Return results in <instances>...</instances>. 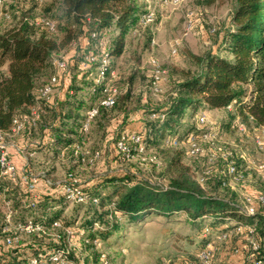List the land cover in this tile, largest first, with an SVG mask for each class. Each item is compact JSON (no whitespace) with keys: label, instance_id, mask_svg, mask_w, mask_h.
Segmentation results:
<instances>
[{"label":"trees","instance_id":"1","mask_svg":"<svg viewBox=\"0 0 264 264\" xmlns=\"http://www.w3.org/2000/svg\"><path fill=\"white\" fill-rule=\"evenodd\" d=\"M62 8L66 16L74 17L80 25L83 33L77 40L72 28L62 38L50 35L48 32H57V20L43 18L34 22L27 14L0 31V132L5 138L9 133L21 134L19 138L25 141L21 151L30 160L21 172L14 162V172L0 164V264H29L34 257L46 264H61L52 258L56 252L72 263L89 264L88 258L81 262L75 256L72 240L79 251L90 250V257L95 255L96 261H100L99 252L92 251L96 245L116 241V235L118 238L124 235V225L132 226L154 215L169 220L185 215L196 231L176 237L180 242L185 238L193 243L202 236L204 243L199 250L210 243L213 253L210 237L216 233L223 240L239 235L247 241L240 247L247 253L243 264H256L257 259L264 264V210L258 208L264 206L259 199L264 191L248 195L250 201L246 197L247 204L255 208L254 213H249L233 199L208 192L203 185L206 179L195 178L183 161L181 149L170 156L168 165L172 174L166 178V184L153 183L123 170L106 173L85 186L72 177L51 185L49 191L36 189L29 170L31 158L40 153L54 159L71 154L81 161L79 150L86 143L95 119L108 108L120 105L121 92H117L112 106L101 103L108 95L113 58L123 52L129 31L147 25L143 23L147 11L138 0H62ZM5 11L4 17L13 20L12 13ZM47 20L55 22V31L49 28ZM34 26L43 32L36 34ZM72 42L74 47H70L68 59L60 56ZM221 42L217 50L199 58L197 70L183 72L162 103L143 110L139 129L126 130L125 121L118 127L116 147L121 153L127 154L119 148L120 141L137 147L134 134L141 136L147 149L158 140L175 147L183 141L184 119L196 120L187 128L188 140L190 134L198 131L197 125L202 124L198 113L207 108L233 107L246 122L264 126V0H236L232 26L224 31ZM55 58L64 60L66 65L61 68L56 64L60 73L56 74L57 81L48 94H52L55 86L58 88L52 98H45L37 106L38 98L43 97L36 92L46 96L41 88L53 77L49 69ZM100 67L105 68L106 78L98 81ZM152 72L154 75L153 66ZM129 91L124 93L125 101ZM31 107L38 108L37 117H33ZM93 107L98 108V113L85 130L87 112ZM124 108L123 117L128 114ZM16 119L22 122L18 132L13 131ZM161 165L162 162L157 166ZM69 183L83 190L85 200L67 197L65 188ZM71 204L92 206L80 225L76 224L80 220L76 215V222L69 223L67 211ZM6 208L12 212L10 218L4 213ZM29 220L38 227L31 232L24 229ZM254 242L258 249L252 255ZM182 244H177L180 249Z\"/></svg>","mask_w":264,"mask_h":264},{"label":"rangeland","instance_id":"2","mask_svg":"<svg viewBox=\"0 0 264 264\" xmlns=\"http://www.w3.org/2000/svg\"><path fill=\"white\" fill-rule=\"evenodd\" d=\"M138 1L146 3L141 6L147 11L143 16V23L147 25L127 33L123 52L114 56L112 61L113 69L108 87L109 91L110 88H117L118 93L121 92L120 105L108 108L103 116L95 119L87 132L86 143L79 150L83 156L81 161L72 158L71 154L54 160L40 156L29 167L32 182L36 186L37 183L51 186L74 177L80 185L85 186L106 173L130 170L153 183L166 184V178L172 174L168 165L170 156L181 149L183 161L190 166L195 178L200 181L206 179L203 185L208 192L227 196L246 210V197L264 191V169H257V164L264 162V144L260 148L256 142L261 127L243 120L237 114V109L207 108L198 113L200 117L206 118V123H197L198 131L194 132L198 144L203 149L200 156L190 153V143L185 134L187 128L195 124L196 120L186 117L181 128L184 136L181 143L171 147L158 140L147 149L146 156L156 154L162 162L160 167L146 156L121 153L116 147L115 135L124 121L129 123L125 126L126 130L131 129L129 126L137 124L146 107L160 104L166 99L174 82L182 77L184 71L197 70L199 58L221 46L224 31L232 26L236 0H182L179 3L170 0ZM150 4L151 7L156 5V8H148ZM5 10L12 13L13 20L4 17ZM23 14L30 16L34 22H40L43 18L57 20V32L48 33L58 38L64 37L68 28L74 30L76 40L78 35L83 33L75 18L66 16L62 0H9L7 4L0 5V31L15 23ZM148 15H151L152 20L145 22ZM189 21L192 27L189 26ZM34 27L36 34L43 32ZM212 28H215L214 32L210 31ZM175 45L178 49L174 53L172 49ZM70 47H74L73 42L60 56L68 59ZM154 58L159 61L162 69L158 79L152 72L151 61ZM56 60L57 58L53 60V67L49 69L51 76H59L60 73ZM57 88L58 86H55L52 94L46 96L37 91L36 95L43 97L38 98L37 106H40L45 98H52ZM127 89L130 91L125 101L124 93ZM122 106H125L124 109L128 112L125 117L121 113ZM31 108L33 117H37L38 108ZM20 135L9 133L6 137L9 154L10 147L19 144ZM32 138L37 139L36 136ZM212 145L219 146L222 151L230 154L239 170L244 172L242 180L235 181L227 173V163L220 153L216 154L215 158L210 155ZM90 207L92 206L89 204L68 206L69 223H75L74 220L80 218L76 222L80 225ZM258 208L264 210V206L259 205ZM124 226V235L119 237L121 239L116 235V241L100 242L92 250L99 252L100 261H96L93 253L91 255L94 256L90 257V250L79 251L72 240L75 256L80 258L81 262L88 258L89 264H187L196 256L203 242L202 236L195 238L193 243L185 238L181 242L177 239L176 236H189L196 231L185 215H180L175 220L154 215L141 223ZM219 234L210 237L214 243L212 264H237L239 255L241 261L247 260L246 250L240 248L247 244L246 239L235 235L226 242L219 238ZM238 239L241 240L239 245L236 244ZM180 243H183L182 249L177 245ZM225 244L228 247L224 248ZM224 249L229 253H223Z\"/></svg>","mask_w":264,"mask_h":264},{"label":"built area","instance_id":"3","mask_svg":"<svg viewBox=\"0 0 264 264\" xmlns=\"http://www.w3.org/2000/svg\"><path fill=\"white\" fill-rule=\"evenodd\" d=\"M8 0H0V4H3L4 2H6ZM173 3H179L182 0H170ZM151 15L146 16L145 18V22L151 21ZM190 24L189 26L192 27L191 25V21H189ZM47 25L49 26V28L53 31H55L56 29V24L54 21L51 20H47L46 21ZM211 32L215 31V28H212L210 30ZM177 45H175L172 49V51L175 53L177 51ZM91 59H94V57H92ZM152 66H153V70H154V75L155 77L158 79L160 77V74L162 73V69H161V65L159 63V61L154 58L152 59ZM56 64L63 68L65 67L66 63L64 60L61 59H57L56 60ZM99 80H102L104 78H106V73H105V68L104 67H100L99 68V74H98ZM57 81V77L53 76L50 83L45 84V86H43L41 88V92L43 94H48L50 93V91L52 90V84L55 83ZM108 91V95L106 97H104L101 101L102 104L106 105V106H112L115 103L116 100V94L118 92L117 88H110L109 91V87L107 88ZM98 113V108L97 107H93L91 108L88 112H87V117L85 119V124H84V129L87 130L90 126V123L92 121V119L95 117V115ZM200 122L202 124L206 123V118L204 116L200 117ZM15 127L13 128L14 132H18V130L21 128L22 126V122L19 119L15 120ZM133 138V142L138 143L137 147H131L130 144H128L127 142L124 141H120L118 143L119 148L127 153V154H135L138 156H146L147 154V147L145 146V144L141 141V136L139 134H134L132 136ZM188 142L190 143V153L193 156H200L203 153V149L202 147L198 144V141L195 137L194 134H190L188 136ZM257 145L262 148L263 144H264V126L261 127V133L260 135L257 137L256 139ZM134 150L135 153H132ZM220 153V155L223 157V159L227 162V167H226V171L227 173L235 180V181H240L244 178V172L240 171L237 164L234 162L233 158L230 156L229 153L222 151V148L219 146H213L211 148L210 151V155L215 158L216 154ZM146 158H148L151 162L156 163L157 165L161 164L160 159L158 158V156L156 154H150L148 155V157L146 156ZM0 164L5 167L8 171L14 172L16 170V166L15 164L12 162V160L9 158V150H8V144L5 138V134L0 132ZM257 169L259 170H263L264 169V162L258 163L257 164ZM75 181H77L75 179ZM65 192L68 198L75 200V201H83L85 200L86 196L83 192V190L73 184V183H69L66 185L65 188ZM259 199L264 202V195L261 194L259 196ZM247 200H252V198L250 196H247ZM246 210L249 213H254L255 212V208L253 205L251 204H247L246 206ZM58 224V223H57ZM38 227H35V225L33 224L32 220H29L27 222V224L24 226V229L28 232H31L33 230H35ZM8 242H11V238L8 237L7 238ZM258 249V244H256L255 242L253 243V253L252 255L255 254V251ZM212 249H211V244L208 243L207 246L201 250H199L196 254V257H194L193 259H190L188 261L187 264H212ZM53 260L57 263H61V264H75L70 262L69 260L65 259V257L63 256V254L61 252H56L53 254L52 256ZM29 264H46L45 261H43V259L38 258V257H34L30 260ZM256 264H262V261L260 259L256 260Z\"/></svg>","mask_w":264,"mask_h":264},{"label":"crops","instance_id":"4","mask_svg":"<svg viewBox=\"0 0 264 264\" xmlns=\"http://www.w3.org/2000/svg\"><path fill=\"white\" fill-rule=\"evenodd\" d=\"M139 3H140V5H143V6L146 5V3L143 2V1H140ZM148 8H152V9L154 10V9L156 8V5H154L153 7H151V4H150V5H148ZM141 119H142V115L140 116L139 121H137V124H135V125H131V126H129V127H130L132 130H137V129H139V127H140V125H141ZM128 125H129V123H128ZM128 125H127V126H128ZM33 140L36 141L37 139H33ZM24 144H25L24 138H19V144H18V145L15 144L13 147H10V156H11V159H12V160L14 161V163L17 165V167H18V169L20 170V172L24 170L25 165H26L27 163L29 164V161H30V160H27V157L25 156V153L21 151V150H23V146H24ZM34 154H35V153H34ZM40 156L43 157V158H45V159H47V160H54V158L46 157V156H44V155H42V154L40 153V154H35V155L31 158V162H30V164H32L33 161H34L35 159L39 158ZM19 186L22 187V186H23V183L21 182ZM36 189H40V190H44V191H49V190H51V186H49V185H47V184L43 185V184H39V183H37ZM4 213H5V215H7V218H10V216H11V214H12V212H11L9 209L7 210V208L5 209ZM219 240H220V239H219ZM229 240H230V239L226 240V242H228ZM216 241H217V240H215V242H216ZM236 244H237V245L241 244V240L238 239V241H236ZM226 247H228L227 244H225L224 248H226ZM223 253H229V252H228V251H225V249H224ZM242 255H243V254H242ZM244 256H245V255H244ZM232 257H233V256H232ZM238 259H240V260H239V262L237 261V264H243L244 260L241 261L240 255H239V258H238ZM225 264H226V262H225ZM227 264H228V263H227ZM231 264H236V262H235V263H231Z\"/></svg>","mask_w":264,"mask_h":264}]
</instances>
